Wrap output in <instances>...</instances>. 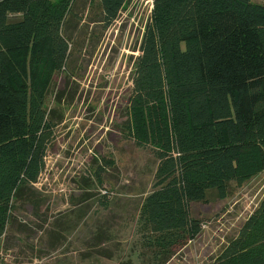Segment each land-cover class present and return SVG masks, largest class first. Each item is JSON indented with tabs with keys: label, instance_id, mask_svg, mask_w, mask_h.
Wrapping results in <instances>:
<instances>
[{
	"label": "trees",
	"instance_id": "1",
	"mask_svg": "<svg viewBox=\"0 0 264 264\" xmlns=\"http://www.w3.org/2000/svg\"><path fill=\"white\" fill-rule=\"evenodd\" d=\"M75 2L0 0V239L55 127L45 84L19 75L13 56L35 49L61 70ZM129 2L100 0L104 24ZM140 51L124 126L157 160L141 210L153 264H167L202 230L191 202L225 198L230 182L264 170V0H154ZM209 264H264V198Z\"/></svg>",
	"mask_w": 264,
	"mask_h": 264
},
{
	"label": "rangeland",
	"instance_id": "2",
	"mask_svg": "<svg viewBox=\"0 0 264 264\" xmlns=\"http://www.w3.org/2000/svg\"><path fill=\"white\" fill-rule=\"evenodd\" d=\"M153 8L154 0H130L106 26L100 0H76L61 70L35 49L14 53L18 74L45 84L55 127L39 181L14 200L0 264H153L141 208L157 160L124 126ZM263 198L264 170L230 182L225 198L210 190L207 202H191L202 230L167 264L211 263Z\"/></svg>",
	"mask_w": 264,
	"mask_h": 264
}]
</instances>
